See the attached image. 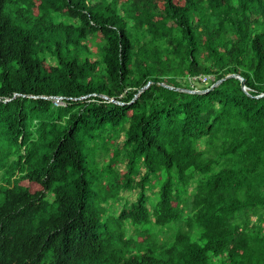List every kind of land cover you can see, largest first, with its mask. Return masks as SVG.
<instances>
[{
  "label": "trees",
  "instance_id": "1",
  "mask_svg": "<svg viewBox=\"0 0 264 264\" xmlns=\"http://www.w3.org/2000/svg\"><path fill=\"white\" fill-rule=\"evenodd\" d=\"M164 1L0 0V264H264V0Z\"/></svg>",
  "mask_w": 264,
  "mask_h": 264
},
{
  "label": "rangeland",
  "instance_id": "2",
  "mask_svg": "<svg viewBox=\"0 0 264 264\" xmlns=\"http://www.w3.org/2000/svg\"><path fill=\"white\" fill-rule=\"evenodd\" d=\"M118 1L121 2V1H124V0H118ZM174 1L176 3H178V4H183L184 3V0H174ZM155 3L158 6H160V7H164L165 1L164 0H155ZM39 4L40 3L38 1H36V5L34 7V11L37 12V6ZM148 10H150V7H148ZM101 38H102L101 35H98L97 40H100ZM205 56H207V54ZM48 63L49 62L46 63L47 66H48ZM83 98H86V97H83L82 96V99ZM53 99L54 100H61V102L63 104H65V101H64V97L63 96H53ZM122 171L124 173V169H122ZM123 182H124V177H121L120 180L116 184H114L112 186H109L108 184H105L104 185L105 192H104L103 197L104 198H109V197H115V196H117L120 193V191H121V186H122ZM21 183L24 184V185H27L30 188V190H32V191H37V190H40L42 188L40 184H37L35 182H30L28 180L22 181ZM120 194H122V191H121ZM173 202H174V199H173ZM117 213H119V211ZM171 233L175 234L176 231L171 232ZM162 237H163V235H162ZM142 240H143V237L142 236H138L137 238H135V239H133L131 241V244H132V246H135L137 243L141 242ZM247 251H248V253L250 255V258H249V261L248 262L250 264H260L259 261H258V259H257V257L255 255H253L254 253L250 252L249 250H247Z\"/></svg>",
  "mask_w": 264,
  "mask_h": 264
},
{
  "label": "clouds",
  "instance_id": "3",
  "mask_svg": "<svg viewBox=\"0 0 264 264\" xmlns=\"http://www.w3.org/2000/svg\"><path fill=\"white\" fill-rule=\"evenodd\" d=\"M125 1V0H124ZM124 1H121L119 2L118 0H115L116 4H121L123 3ZM39 2V1H38ZM35 5H36V2H34ZM40 3V2H39ZM40 5V4H39ZM38 5V6H39ZM36 12V11H35ZM204 81V80H203ZM204 82H207V81H204ZM246 86V85H245ZM246 91H247V88H246ZM123 104V102H121ZM37 183V182H35ZM39 184V183H37ZM105 184H108L110 186V184L107 182V181H103V187ZM31 193H35L36 191H32L30 190ZM38 191V190H37ZM104 195V194H103ZM7 204V195L4 194V191L3 190H0V209L2 207H4L5 205ZM33 211H36V210H33ZM59 221H57V224L56 225H60L61 228L60 229H65L67 232L69 233H80L82 230L79 228V227H76L75 225L72 224V222L70 223H66L64 225H61V223L63 222L61 218L58 219ZM51 221L46 219V218H41V223L42 224H47V223H50ZM74 237H77V236H67L61 232H56L53 236H49L47 237V239L51 240L53 243H55L56 245H59V244H62V243H65L68 239L70 238H74ZM143 237V236H142ZM162 238V237H161ZM135 239V238H134ZM144 239V238H143ZM133 240V239H132ZM131 240V241H132ZM143 241V240H142ZM141 241V242H142ZM141 242L137 243L136 245H139ZM131 244V243H130ZM132 246V244H131ZM72 258V257H71ZM73 259V258H72ZM73 264H76L75 261L73 260Z\"/></svg>",
  "mask_w": 264,
  "mask_h": 264
},
{
  "label": "water",
  "instance_id": "4",
  "mask_svg": "<svg viewBox=\"0 0 264 264\" xmlns=\"http://www.w3.org/2000/svg\"><path fill=\"white\" fill-rule=\"evenodd\" d=\"M231 76H236V77H239L240 79H241V85H242V88L244 89V90H246V86H245V79L243 78V77H240L239 75H237V74H231V75H228L227 77H225V78H228V77H231ZM225 78H223V79H220V80H218L210 89H213L216 85H218L219 83H221ZM208 90V89H207ZM207 90H205V91H207ZM200 92H203V91H200Z\"/></svg>",
  "mask_w": 264,
  "mask_h": 264
},
{
  "label": "bare ground",
  "instance_id": "5",
  "mask_svg": "<svg viewBox=\"0 0 264 264\" xmlns=\"http://www.w3.org/2000/svg\"><path fill=\"white\" fill-rule=\"evenodd\" d=\"M144 90V88L141 90V91H143ZM140 91V92H141ZM139 92V93H140ZM138 95V94H137ZM103 97H105V98H108V97H106V96H103ZM48 99H51V100H53L57 105H61V104H63L62 102H61V100H54L53 99V96L52 97H48ZM59 99V98H58ZM112 101H114V99H112ZM66 104V103H65Z\"/></svg>",
  "mask_w": 264,
  "mask_h": 264
},
{
  "label": "built area",
  "instance_id": "6",
  "mask_svg": "<svg viewBox=\"0 0 264 264\" xmlns=\"http://www.w3.org/2000/svg\"><path fill=\"white\" fill-rule=\"evenodd\" d=\"M203 80H204V81H207V78H206V77H204V78H203Z\"/></svg>",
  "mask_w": 264,
  "mask_h": 264
}]
</instances>
